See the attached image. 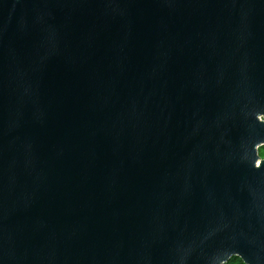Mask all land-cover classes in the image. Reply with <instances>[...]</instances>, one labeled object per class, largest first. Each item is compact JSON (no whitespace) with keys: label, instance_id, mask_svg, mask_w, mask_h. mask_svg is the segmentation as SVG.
Returning <instances> with one entry per match:
<instances>
[{"label":"water","instance_id":"1","mask_svg":"<svg viewBox=\"0 0 264 264\" xmlns=\"http://www.w3.org/2000/svg\"><path fill=\"white\" fill-rule=\"evenodd\" d=\"M264 0H0V264H264Z\"/></svg>","mask_w":264,"mask_h":264},{"label":"trees","instance_id":"2","mask_svg":"<svg viewBox=\"0 0 264 264\" xmlns=\"http://www.w3.org/2000/svg\"><path fill=\"white\" fill-rule=\"evenodd\" d=\"M260 158H264V146L260 147L258 150ZM224 264H244L242 260L238 257H231L226 263Z\"/></svg>","mask_w":264,"mask_h":264}]
</instances>
